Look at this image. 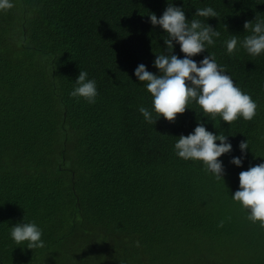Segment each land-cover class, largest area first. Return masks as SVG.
I'll list each match as a JSON object with an SVG mask.
<instances>
[{
	"label": "trees",
	"instance_id": "obj_1",
	"mask_svg": "<svg viewBox=\"0 0 264 264\" xmlns=\"http://www.w3.org/2000/svg\"><path fill=\"white\" fill-rule=\"evenodd\" d=\"M174 2L189 20L198 7L217 10L207 23L221 37L193 59L213 53L256 100L253 119L229 125L192 102L175 123L144 120L138 109L152 97L134 70L158 74L166 33L148 15H162L167 0H14L0 11V264H264V227L231 198L240 172L264 161V55L239 45L228 54L224 43L264 19V0ZM174 53L184 55L178 44ZM80 70L97 82L94 104L70 95ZM198 120L233 145L219 158L224 180L174 151ZM242 140L249 149L237 167ZM24 217L43 229L44 247L11 239Z\"/></svg>",
	"mask_w": 264,
	"mask_h": 264
},
{
	"label": "clouds",
	"instance_id": "obj_2",
	"mask_svg": "<svg viewBox=\"0 0 264 264\" xmlns=\"http://www.w3.org/2000/svg\"><path fill=\"white\" fill-rule=\"evenodd\" d=\"M13 7L14 0H0V11ZM198 17L207 18L206 22ZM211 17H219V13L211 5H206L196 8L189 20L184 6L177 5L174 0H167V6L159 17L152 12L148 15L150 23L160 26L166 33L163 38L166 50L155 55L153 66L158 69V74L149 71L143 63L134 70V75L144 82L152 97L151 108L141 105L138 109L146 122L155 124L160 118L174 122L177 114L192 109L189 107L192 102L203 113L213 118L219 115L229 125L240 118L251 120L255 117L256 100L239 87L213 53L208 52L199 61L193 59L197 54L208 51V46L215 45L221 37V32L207 23ZM244 29L249 34L243 39L231 34L224 41L227 53L233 54L239 45L250 56L264 55V19L256 17L254 21H246ZM177 44L183 56L174 53ZM70 95L94 104L99 95L96 80L89 78L87 71L80 70ZM204 117L208 118V115ZM206 123L198 120L192 132L181 134L174 143V151L184 160L201 161L208 172L217 179H223L225 166L219 158L232 152L233 145L228 135L208 130ZM239 149L241 155L233 156L230 161L237 167L242 166L246 158L248 141L242 140ZM231 198L248 213L249 220L264 227V161L240 172L239 187ZM10 237L17 245H26L29 249L45 246L43 229L25 217L22 222L10 226Z\"/></svg>",
	"mask_w": 264,
	"mask_h": 264
},
{
	"label": "bare ground",
	"instance_id": "obj_3",
	"mask_svg": "<svg viewBox=\"0 0 264 264\" xmlns=\"http://www.w3.org/2000/svg\"><path fill=\"white\" fill-rule=\"evenodd\" d=\"M137 1V0H136ZM189 1V0H188ZM209 1V0H208ZM256 1V0H255ZM28 2V1H27ZM56 2V1H55ZM91 2V1H90ZM218 2V1H217ZM40 3V2H39ZM50 3V2H49ZM77 3V2H76ZM83 3V2H82ZM87 3V2H86ZM151 3V2H150ZM154 3V2H153ZM135 4H137V3H135ZM188 4V3H187ZM30 5V4H29ZM71 5V4H70ZM160 5V4H159ZM162 5V4H161ZM184 5V4H183ZM47 6V5H46ZM191 6H193V5H191ZM233 6V5H232ZM133 7V6H132ZM136 7V6H135ZM154 7V6H153ZM26 8H27V6H26ZM44 8H45V6H44ZM28 9V8H27ZM55 9V8H54ZM143 9V8H142ZM151 9V8H150ZM188 9V8H187ZM260 9V8H259ZM38 10V9H37ZM31 11V10H30ZM140 11V10H139ZM9 12V11H8ZM19 12V11H18ZM29 12V11H28ZM93 12V11H92ZM134 12V11H133ZM138 12V11H137ZM91 13V12H90ZM141 13V12H140ZM148 13V12H147ZM192 13V12H191ZM22 14V13H21ZM96 14V13H95ZM244 14V13H243ZM99 15V14H98ZM130 15V14H129ZM132 15V14H131ZM135 15V14H134ZM145 15V14H144ZM233 15V14H232ZM4 16V15H3ZM47 16V15H46ZM96 17V16H95ZM100 17V16H99ZM133 17V16H132ZM135 17H137V16H135ZM144 17V16H143ZM188 17V16H187ZM234 17V16H233ZM17 18V17H16ZM50 18V17H49ZM231 18V17H230ZM46 19V18H45ZM225 19V18H224ZM229 19V18H228ZM49 20V19H48ZM92 20H94V19H92ZM8 21V20H7ZM50 21V20H49ZM238 21V20H237ZM252 21V20H251ZM141 22V21H140ZM240 22V21H239ZM92 24V23H91ZM113 24V23H112ZM7 25V24H6ZM35 25V24H34ZM218 25V24H217ZM37 26V25H36ZM48 26V25H47ZM53 26V25H52ZM129 26V25H128ZM127 26V27H128ZM35 28V27H34ZM39 28V27H38ZM31 29V28H30ZM49 29V28H48ZM236 29V28H235ZM6 30V29H5ZM32 31V30H31ZM95 31V30H94ZM154 31H156V30H154ZM115 32V31H114ZM111 33V32H110ZM155 33V32H154ZM5 34V33H4ZM106 34V33H105ZM149 35V34H148ZM151 35V34H150ZM118 36V35H117ZM135 36V35H134ZM140 36V35H139ZM15 37V36H14ZM22 37V36H21ZM120 37V36H119ZM1 38V37H0ZM40 38V37H39ZM105 38V37H104ZM114 38V37H113ZM148 38H150V37H148ZM10 39V38H9ZM103 39V38H102ZM119 39V38H118ZM35 40V39H34ZM46 40V39H45ZM143 40V39H142ZM10 41V40H9ZM32 41V40H31ZM41 41V40H40ZM8 42V41H7ZM108 42V41H107ZM139 42V41H138ZM18 43V42H17ZM6 44V43H5ZM5 44H4V46H5ZM52 44V43H51ZM118 44V43H117ZM18 45V44H17ZM20 45V44H19ZM112 45V44H111ZM41 46V45H40ZM105 46V45H104ZM124 46V45H123ZM130 46V45H129ZM116 47V46H115ZM115 47H113V48H115ZM9 48H10V46H9ZM18 48V47H17ZM23 48V47H22ZM100 48V47H99ZM112 48V49H113ZM126 48V47H125ZM13 50H14V48H12ZM144 49V48H143ZM18 50H19V48H18ZM50 50V49H49ZM15 52H17V51H15ZM35 52V51H34ZM33 52V53H34ZM120 52V51H119ZM28 54H29V52H28ZM32 54V53H31ZM136 54V53H135ZM30 55V54H29ZM141 55V54H140ZM137 56H139V54L137 55ZM116 57V56H115ZM140 57V56H139ZM142 57V56H141ZM9 58H10V56H9ZM118 58V57H117ZM35 59V58H34ZM104 59V58H103ZM26 60H27V58H26ZM98 60V59H97ZM111 60V59H110ZM124 60H126V59H124ZM105 61V60H104ZM14 62V61H13ZM33 62H35V61H33ZM111 62H112V60H111ZM32 63V62H31ZM33 64V63H32ZM37 64H38V62H37ZM116 64V63H115ZM18 65V64H17ZM27 65H28V63H27ZM106 65V64H105ZM125 65V64H124ZM38 66V65H37ZM104 66V65H103ZM138 66V65H137ZM40 67H41V65H40ZM38 68V67H37ZM42 68V67H41ZM27 69V68H26ZM51 69V68H50ZM118 69V68H117ZM127 69H129V68H127ZM14 70V69H13ZM22 70V69H21ZM25 70V69H24ZM126 70V69H125ZM37 71V70H36ZM115 71V70H114ZM35 72V71H34ZM117 72V71H116ZM123 72V71H122ZM130 72V71H129ZM42 73H43V71H42ZM41 73V74H42ZM125 73V72H124ZM33 75V74H32ZM43 75V74H42ZM25 76V75H24ZM44 76V75H43ZM98 76V75H97ZM134 77H135V75H134ZM34 78V77H33ZM41 78V77H40ZM14 79V78H13ZM47 79V78H46ZM52 79V78H51ZM16 80V79H15ZM109 80V79H108ZM12 81V80H11ZM29 81V80H28ZM35 81V80H34ZM48 81V80H47ZM104 81V80H103ZM116 81V80H115ZM33 82V81H32ZM132 82V81H131ZM50 84V83H49ZM43 85V84H42ZM111 86V85H110ZM130 86V85H129ZM25 87V86H24ZM52 87V86H51ZM36 88V87H35ZM47 88V87H46ZM11 89V88H10ZM18 89V88H17ZM16 89V90H17ZM25 89V88H24ZM109 89V88H108ZM37 90V89H36ZM42 91V90H41ZM128 91V90H127ZM135 91V90H134ZM46 92V91H45ZM130 92V91H129ZM126 93V92H125ZM135 93V92H134ZM58 94V93H57ZM32 95V94H31ZM125 95V94H124ZM56 96V95H55ZM135 96H137V95H135ZM45 97V96H44ZM32 98V97H31ZM36 98V97H35ZM133 99V98H132ZM150 99V98H149ZM2 100H4V99H2ZM77 100V99H76ZM81 100V99H80ZM39 101V100H38ZM78 101H79V99H78ZM57 102V101H56ZM117 102H119V101H117ZM116 102V103H117ZM3 103H4V101H3ZM45 104V103H44ZM46 104H48L47 102H46ZM118 105V104H117ZM131 105V104H130ZM22 106V105H21ZM129 106V105H128ZM149 106V105H148ZM2 107V106H1ZM34 107V106H33ZM132 107V106H131ZM97 109V108H96ZM130 109V108H129ZM31 110V109H30ZM25 111V110H24ZM134 112V111H133ZM14 115V114H13ZM16 115V114H15ZM30 115V114H29ZM140 119V118H139ZM179 119V118H178ZM13 121V120H12ZM141 122V121H140ZM180 122H182V121H180ZM22 123V122H21ZM136 123V122H135ZM175 123V122H174ZM169 124V123H168ZM138 125V124H137ZM135 126V125H134ZM194 126V125H193ZM138 127V126H137ZM7 129V128H6ZM19 130V129H18ZM186 130V129H185ZM148 131V130H147ZM151 131H153V130H151ZM183 133H184V131H183ZM134 135V134H133ZM159 135V134H158ZM154 137V136H153ZM161 137V136H160ZM25 138V137H24ZM162 139H164V138H162ZM85 140H86V138H85ZM97 140V139H96ZM142 140H143V137H142ZM155 142V141H154ZM70 143V142H69ZM83 143V142H82ZM93 143H95V142H93ZM170 144V143H169ZM141 145V144H140ZM162 145V144H161ZM145 146V145H144ZM75 147V146H74ZM148 147V146H147ZM153 147V146H152ZM70 148V147H69ZM143 148V147H142ZM159 148V147H158ZM162 148V147H161ZM68 149V148H67ZM71 150H72V148H71ZM149 150V149H148ZM92 157V156H91ZM40 169V168H39ZM30 176V175H29ZM36 176V175H35ZM50 178V177H49ZM14 193V192H13ZM48 197V196H47ZM61 200V199H60ZM18 208V207H17ZM49 231V230H48Z\"/></svg>",
	"mask_w": 264,
	"mask_h": 264
}]
</instances>
